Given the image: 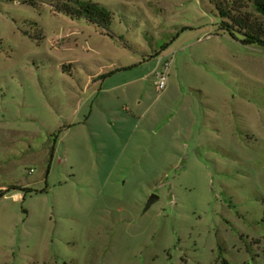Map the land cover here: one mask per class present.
Here are the masks:
<instances>
[{
  "label": "rangeland",
  "instance_id": "1",
  "mask_svg": "<svg viewBox=\"0 0 264 264\" xmlns=\"http://www.w3.org/2000/svg\"><path fill=\"white\" fill-rule=\"evenodd\" d=\"M85 1L0 0V264H264V47L220 13L264 18Z\"/></svg>",
  "mask_w": 264,
  "mask_h": 264
},
{
  "label": "trees",
  "instance_id": "2",
  "mask_svg": "<svg viewBox=\"0 0 264 264\" xmlns=\"http://www.w3.org/2000/svg\"><path fill=\"white\" fill-rule=\"evenodd\" d=\"M49 3L56 13L70 18L73 21H85L89 25L106 31L112 23V14L101 6L85 0H39ZM255 11L264 18V0H248ZM222 19L221 29L229 31L233 38H237L236 32L244 36L242 40L245 45L258 44L264 47V26L251 21L247 16H233L229 13H220ZM235 27V28H234ZM237 29V30H234ZM108 34V32H106ZM11 190H22L31 193V189L22 187H12L8 190L0 191V199ZM224 264H228L226 261Z\"/></svg>",
  "mask_w": 264,
  "mask_h": 264
},
{
  "label": "built area",
  "instance_id": "3",
  "mask_svg": "<svg viewBox=\"0 0 264 264\" xmlns=\"http://www.w3.org/2000/svg\"><path fill=\"white\" fill-rule=\"evenodd\" d=\"M159 90H163L166 86V76L164 74L160 75V80L157 84Z\"/></svg>",
  "mask_w": 264,
  "mask_h": 264
},
{
  "label": "water",
  "instance_id": "4",
  "mask_svg": "<svg viewBox=\"0 0 264 264\" xmlns=\"http://www.w3.org/2000/svg\"><path fill=\"white\" fill-rule=\"evenodd\" d=\"M159 198L158 197H152L151 199H150V201L148 202V204H147V207H146V210H145V212H147L149 209H150V207L158 200Z\"/></svg>",
  "mask_w": 264,
  "mask_h": 264
}]
</instances>
